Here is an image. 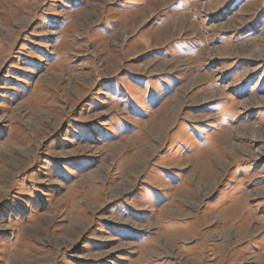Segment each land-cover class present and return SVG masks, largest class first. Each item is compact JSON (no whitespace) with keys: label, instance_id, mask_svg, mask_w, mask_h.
<instances>
[{"label":"rangeland","instance_id":"374dc122","mask_svg":"<svg viewBox=\"0 0 264 264\" xmlns=\"http://www.w3.org/2000/svg\"><path fill=\"white\" fill-rule=\"evenodd\" d=\"M0 264H264V0H0Z\"/></svg>","mask_w":264,"mask_h":264}]
</instances>
